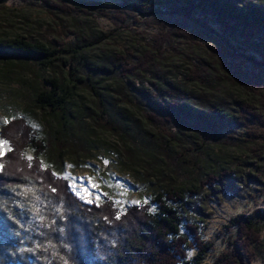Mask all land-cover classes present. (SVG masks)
Here are the masks:
<instances>
[{"label": "trees", "instance_id": "trees-1", "mask_svg": "<svg viewBox=\"0 0 264 264\" xmlns=\"http://www.w3.org/2000/svg\"><path fill=\"white\" fill-rule=\"evenodd\" d=\"M120 1L140 13L165 12L146 21L150 26L151 19H158L155 40L162 38L159 46L166 52L176 41L192 37L214 40L221 51L207 46V59L195 58L184 79L170 81L159 73L164 57L154 50L153 39L95 59L89 51L111 35L87 32L88 22L83 24L70 10L65 14L71 17L73 40H0V62L10 76L35 68L25 110L44 124L39 129L19 117L0 130L11 148L0 157V264H264V104L249 92L256 88V75L264 82V68L254 62L264 64V4ZM72 10L105 18L107 12ZM138 17L131 11V21L144 24ZM188 17L214 28L235 50ZM243 46L252 51L253 61L238 55ZM219 59L239 92L249 90L233 106L218 98L215 86L206 89ZM192 84L204 90L192 91ZM84 91L93 97L91 106L81 102ZM156 118L164 123L155 124ZM102 126L122 140L128 168L143 156L150 160L153 172H134L151 193L150 201L121 209L105 196L97 205H86L73 192L64 175L66 164L72 161L73 171L81 170ZM186 139L199 146L182 156L177 149ZM213 142L251 149L252 155L231 162L229 153ZM226 197L262 204L230 219L224 248L216 253L214 243L203 239L202 225ZM209 257L213 260L207 263Z\"/></svg>", "mask_w": 264, "mask_h": 264}, {"label": "rangeland", "instance_id": "rangeland-1", "mask_svg": "<svg viewBox=\"0 0 264 264\" xmlns=\"http://www.w3.org/2000/svg\"><path fill=\"white\" fill-rule=\"evenodd\" d=\"M58 1L59 0H0V40L9 41L17 38H24L44 43H63L64 41L73 40L75 31L72 30L71 17L65 14L69 10V14H72L78 19L80 18L83 24H87L85 22H88L87 32L90 33L93 31L96 34H100L102 38L105 34H108V36L111 35L110 38H106L98 47L89 51V54H92L95 59H106V57L116 52L134 49L140 44L145 45L147 41L150 42L152 39L155 40V37L159 34L158 28L155 26L157 22L154 21H158V19H151L150 26L149 22L146 20L162 14L142 17L135 9L126 7V4L120 0H75L89 2L90 4L93 3L98 7L96 10L107 11L105 12L106 18L96 13L94 16L80 14L72 10L74 7L78 6L70 4L68 1L60 0L68 5L62 6ZM69 1L74 2L73 0ZM260 3L264 4V0H260ZM110 5L114 6L109 7ZM102 6H108V8L105 7L106 9H102ZM131 11L138 14L139 17L137 19L144 22V24H138L135 21L132 22ZM174 27L182 29L179 24H175ZM212 30L215 31L214 28ZM110 32L119 33L112 35ZM212 35L217 38L221 37L219 39L224 42V38L219 34V36L215 34ZM161 39L155 40L153 46L154 50H161L162 52L160 54L164 57L163 60H161V66H159V73L166 75L170 81L175 78L179 80L184 79L185 75L193 67L196 60L195 58L201 57L207 59L206 54L209 51L207 46L213 49L215 48L216 50L221 49L214 40L205 37H196V39H198V41H196L192 37L188 40L186 38L184 41H176L174 49L171 47L169 48V52H166L162 46H159ZM243 47L245 50L240 51L238 55L244 59L247 58V60L253 61L251 60L252 57H249V55H254L252 51L248 50L245 46ZM219 60L220 62L222 61L221 59ZM214 66H217L218 70L214 67L212 68V72H210L209 78H207L208 80L205 81L207 86L206 89L211 91L215 86L217 89L212 91L215 92L218 98L228 104V106H233L238 96H247L246 93H248L249 90L244 93L241 89L239 92L238 88L240 87L235 86L236 82L229 80V74L225 68V66H227L226 63L222 61V63ZM6 69L5 65H2L0 62V130L2 126L8 124L5 123V120L11 122L19 117L28 118L33 125L40 126L39 129H42L44 124L41 123L43 122L40 119L35 120V118L29 117L25 110L28 106V98L30 96L33 79L32 72H34L35 68L32 66L26 69L29 73H21L16 76H10ZM256 76L255 80L257 81L252 83L256 88L249 92H253L256 98L259 96L264 104V82L260 81V76ZM202 87L204 88L202 85L201 88L193 84L189 85L190 90L196 92L203 91L204 89H202ZM81 95V102L88 106L93 104V97L90 93L84 91ZM140 119L142 120L143 118L140 117ZM154 122L157 125L164 123V121L157 118L154 119ZM91 123L90 121L87 122L88 125H91ZM144 126L146 127L147 124H144ZM20 128L21 127L15 129L14 132L17 130L20 131ZM97 128L99 135L94 141L91 159L85 163L82 162L81 170L77 173L72 169V161H68L66 164L64 175L70 177L73 192L86 205H97L105 196L112 198L121 209L130 205L150 201L152 198L151 193L146 190V188L144 189L141 187V182L136 179V174L134 173L139 172L140 174L147 175V171L150 170L153 172L150 160L146 156H143L140 164L128 168L123 155L125 145L120 137L114 135V132L110 129H105L104 126ZM146 128L145 130H148ZM150 129L152 130L151 127ZM17 134L18 139L20 134ZM3 135L4 134L0 133V141H6ZM200 142L201 140H199V143ZM212 145L218 150L220 149L223 150V152L229 153L230 158L227 160H232L231 162L236 161L237 158L252 155L251 149L231 148L233 146L225 143L223 144V142H213ZM194 146L198 147L199 145H194L191 139H186L185 144H182L177 150L178 153L183 156L184 154L191 153L190 151ZM7 151V148H5L3 154H0V157ZM28 157L31 156L28 155ZM105 161H107V163H105ZM185 161H187V158H185ZM174 162L176 163V161ZM183 171L184 170H182V172ZM87 178H91L93 183L90 184ZM73 185L76 190H74ZM85 188L87 192L84 191ZM97 197H99V199H97ZM261 204V202H256L254 204V202L247 203L235 198L226 197L222 204L220 203L213 207L212 218L207 219L202 225L203 239L212 241L216 248V253H218L224 248L223 239L227 237V234H224V231H226L225 226L229 224L230 219L242 213L250 214L256 211L258 207L260 208ZM213 254H215V252L211 253V255ZM212 260V257H209L207 263ZM258 263L262 264V262Z\"/></svg>", "mask_w": 264, "mask_h": 264}, {"label": "water", "instance_id": "water-1", "mask_svg": "<svg viewBox=\"0 0 264 264\" xmlns=\"http://www.w3.org/2000/svg\"><path fill=\"white\" fill-rule=\"evenodd\" d=\"M65 1H68V2H70V4H73V5H76V6H78V7H82V8H93V7H94V9L98 8V7H97L96 5H94V4H93V5H89V4L75 3V2H72V1H69V0H65ZM135 10H136V11L140 14V16H142V17L150 16V15H154V14H162V13H165V12H163V11L151 12V13H147V14H145V13H140V12H139V9H138L137 7L135 8ZM188 18H189L192 22H194L195 24H197L198 26L201 25V27L204 28V29H206L208 32H210V33H212V34H215V35L219 36V35L217 34V32L213 31L212 28H210L209 26H207V25L201 23L200 21H198V20H196V19H193V18H191V17H188ZM188 18H187V19H188ZM219 38H221V37H219ZM223 41L226 43L227 46H229L230 48H233V50H235L234 47H232V45H231L227 40H224V39H223ZM251 60H253V59H251ZM254 62L256 63V65H258V66H263V67H264V64L259 63V62H257V61H254Z\"/></svg>", "mask_w": 264, "mask_h": 264}, {"label": "snow or ice", "instance_id": "snow-or-ice-1", "mask_svg": "<svg viewBox=\"0 0 264 264\" xmlns=\"http://www.w3.org/2000/svg\"><path fill=\"white\" fill-rule=\"evenodd\" d=\"M5 123H8V121L5 120ZM5 148H7V150H9V151L11 150L10 146H8V142H7V141H0V154H3V150H4ZM28 159L30 160L31 157H28ZM105 163H107V161H105ZM87 179L89 180V183H90V184L93 183V182L91 181V178H87ZM73 187H74V190H76L74 185H73ZM84 191L87 192V189L85 188ZM78 194H79V193H78ZM97 199H99V197H97Z\"/></svg>", "mask_w": 264, "mask_h": 264}]
</instances>
